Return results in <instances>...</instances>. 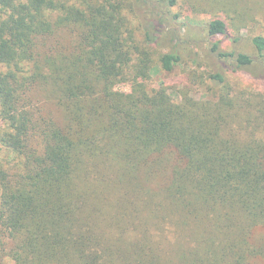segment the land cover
<instances>
[{
    "label": "trees",
    "instance_id": "1",
    "mask_svg": "<svg viewBox=\"0 0 264 264\" xmlns=\"http://www.w3.org/2000/svg\"><path fill=\"white\" fill-rule=\"evenodd\" d=\"M234 1L264 16V0ZM177 3L0 0V264H264V120L237 127L246 109L227 84L264 82V30L255 55L230 52L212 20L202 58L220 97L175 101L149 81L191 44L170 27ZM40 97L58 120L36 113Z\"/></svg>",
    "mask_w": 264,
    "mask_h": 264
},
{
    "label": "rangeland",
    "instance_id": "2",
    "mask_svg": "<svg viewBox=\"0 0 264 264\" xmlns=\"http://www.w3.org/2000/svg\"><path fill=\"white\" fill-rule=\"evenodd\" d=\"M177 2L175 7L169 9L170 27L172 30H182L183 38L190 40L191 44H182L185 59L183 64L175 68L173 72H165L157 64L149 86L152 89L167 88L175 101H180L181 93L187 92L200 102H217L220 97V88L208 80L211 69L202 58L203 50L208 48V39L205 36L208 24L216 18H221L228 24L231 38L222 44L225 51L246 52L255 55L256 52L250 43V38L255 33L264 30V16L262 15L260 18L256 16L260 19V22L257 23L256 19L252 18L253 14L258 12L257 6L249 4L247 8L245 7L246 3L236 4L234 0H177ZM175 17H178L179 20L175 21ZM132 20V25L137 27L135 18L132 17ZM185 25L189 26L191 33L184 31L183 26ZM138 35L140 32H137ZM70 38L68 32L61 33L56 38L49 40L48 46L61 47V44H68ZM236 39L240 41L235 42ZM196 44H199L201 48L193 46ZM159 49H161L159 52L162 53L163 49ZM43 50L48 52L47 49ZM194 59L199 61L195 63ZM227 84L230 86V98L234 100L235 105L246 109L237 120V127L242 119L243 125L247 127L249 118L247 112L254 114L255 117H251L254 120L257 117L264 120V82L254 80L245 72H231L228 75ZM116 91L130 92V88L118 86ZM39 100L40 102L35 104L36 113L44 116L47 121L58 120L57 105L47 97H40ZM41 123L45 124L42 120ZM31 146L42 148V141L38 135L32 136ZM176 234L174 227L167 231L166 236L169 244L177 241ZM250 264H262V262L258 258L253 259Z\"/></svg>",
    "mask_w": 264,
    "mask_h": 264
}]
</instances>
